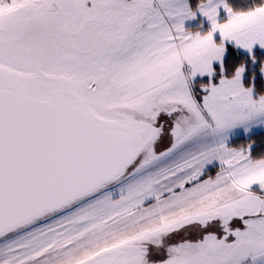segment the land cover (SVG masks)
I'll return each mask as SVG.
<instances>
[{"label": "snow or ice", "instance_id": "6c2138e0", "mask_svg": "<svg viewBox=\"0 0 264 264\" xmlns=\"http://www.w3.org/2000/svg\"><path fill=\"white\" fill-rule=\"evenodd\" d=\"M0 264H264V0H0Z\"/></svg>", "mask_w": 264, "mask_h": 264}]
</instances>
